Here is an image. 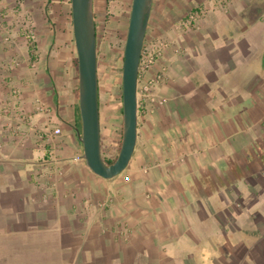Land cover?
<instances>
[{
    "label": "crops",
    "instance_id": "obj_1",
    "mask_svg": "<svg viewBox=\"0 0 264 264\" xmlns=\"http://www.w3.org/2000/svg\"><path fill=\"white\" fill-rule=\"evenodd\" d=\"M145 39L169 41L148 72L164 67L162 102L137 97L131 158L103 178L75 132L69 0H0V245L11 256L264 264V0H153ZM101 94L98 75L106 157L105 143L120 145L121 92L112 111Z\"/></svg>",
    "mask_w": 264,
    "mask_h": 264
},
{
    "label": "water",
    "instance_id": "obj_2",
    "mask_svg": "<svg viewBox=\"0 0 264 264\" xmlns=\"http://www.w3.org/2000/svg\"><path fill=\"white\" fill-rule=\"evenodd\" d=\"M152 1L131 0L121 66V140L116 157L106 163L100 142L94 0H69L80 119V128L75 132L86 166L103 178H111L126 167L136 143L137 72Z\"/></svg>",
    "mask_w": 264,
    "mask_h": 264
},
{
    "label": "rangeland",
    "instance_id": "obj_3",
    "mask_svg": "<svg viewBox=\"0 0 264 264\" xmlns=\"http://www.w3.org/2000/svg\"><path fill=\"white\" fill-rule=\"evenodd\" d=\"M130 5L131 0H94L97 25L98 75L100 78L101 95L103 102L105 101V105L111 107L109 108L111 111L115 110L116 105L113 104L119 99L121 92L122 53ZM104 148V155L107 158L116 157V153L118 152L116 151L115 144L105 143ZM38 251L43 254L42 258L47 261L44 264H55V261H49L51 256L46 252V249L44 252H41L39 249ZM0 264L32 263L28 261L23 262L20 256H11L7 248L0 245Z\"/></svg>",
    "mask_w": 264,
    "mask_h": 264
},
{
    "label": "built area",
    "instance_id": "obj_4",
    "mask_svg": "<svg viewBox=\"0 0 264 264\" xmlns=\"http://www.w3.org/2000/svg\"><path fill=\"white\" fill-rule=\"evenodd\" d=\"M189 18L194 20L195 16L191 15ZM168 44L169 41L165 39L146 40L144 38L137 72L136 101L137 97H141L151 102L155 100L159 103L162 102V99L157 98L153 93V87H155V85L162 79L164 67H160L152 75H148V72L163 55V52ZM59 132V128L54 129V133Z\"/></svg>",
    "mask_w": 264,
    "mask_h": 264
},
{
    "label": "flooded vegetation",
    "instance_id": "obj_5",
    "mask_svg": "<svg viewBox=\"0 0 264 264\" xmlns=\"http://www.w3.org/2000/svg\"><path fill=\"white\" fill-rule=\"evenodd\" d=\"M96 14L94 13V21H95V31H96V39H97V25H96ZM96 52H97V65H98V49H97V41H96Z\"/></svg>",
    "mask_w": 264,
    "mask_h": 264
},
{
    "label": "trees",
    "instance_id": "obj_6",
    "mask_svg": "<svg viewBox=\"0 0 264 264\" xmlns=\"http://www.w3.org/2000/svg\"><path fill=\"white\" fill-rule=\"evenodd\" d=\"M75 65H76V59H75ZM120 98H121V96H120ZM103 158L106 161V163H111L114 160L115 157H113V158L103 157Z\"/></svg>",
    "mask_w": 264,
    "mask_h": 264
}]
</instances>
